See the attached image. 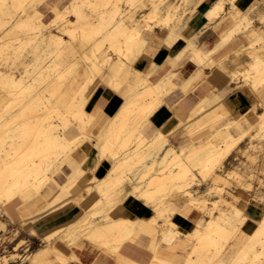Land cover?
I'll return each instance as SVG.
<instances>
[{
  "label": "rangeland",
  "instance_id": "obj_1",
  "mask_svg": "<svg viewBox=\"0 0 264 264\" xmlns=\"http://www.w3.org/2000/svg\"><path fill=\"white\" fill-rule=\"evenodd\" d=\"M167 1L169 3H174L173 11L175 12L173 16L166 20V18L164 19L161 17V14H154L152 11L153 7L147 0H20V2L19 0H0V71L8 75L11 74L14 79L17 78L16 83L3 85L0 83V126L6 123V121L9 122L12 120V116L14 114L17 115L18 112L23 109H27V112H36V104H40L39 101H35L38 96H46V98L43 99L44 102L50 99L56 101L55 103L62 107L63 104L59 102V99L63 95L62 92L68 89L72 94H76L78 89L82 87V84L86 83V77L91 76V73L88 72V66L90 61L94 59V55L104 50H107L108 52H106L110 55L114 53L113 47L115 46L111 47V41H109L105 35L121 18L128 20L130 17H134L138 19L139 25L152 26L149 30H155L158 27L170 37H182L181 35H177V33H172V31L175 30L174 27H181L183 23L185 24L187 16H191L197 8L205 5V3H203L204 0H165V2ZM236 3L237 0L224 1V10L218 16H222V22L218 27L226 23L223 19L231 14V26L238 22L237 24H239L243 31H241V34H233L232 38L238 37L234 43L236 47H231L230 44L219 49L214 55V58L218 60H214L210 66L216 65L225 71L230 70L229 66L237 67L238 70L233 74V78L240 81L242 87L249 90L255 96L256 103H254L251 108L240 112L242 115L239 117H235L237 113L231 112L229 114L224 110L220 112L215 110L210 116H207L206 114L209 111L203 108L201 112L204 114H201L200 117H192L194 121L196 119L202 120L197 121L193 125L184 126L190 141L187 144L189 147H185L183 151L181 148V151L183 154H190L191 150H195L210 142H213V147L218 149H221V147L226 148L230 145L232 146L233 137L227 135L229 133H219L218 130L225 128L223 124L228 118L235 117L234 119H239L238 122H240L241 125L237 127V129L232 128L231 132L234 136L242 137L243 140L240 146H238L239 144L233 146L231 153L237 151L236 153L241 155V157L238 158L240 161L230 172L228 171L230 168L227 165L225 166V159L221 165H217V168L215 167V169H213L216 174L210 171V174H207L209 176L213 175L210 177L207 175L206 178H204V174L196 168L194 172L197 176L191 180L190 187V190L194 194L193 199L195 201L193 203L186 201V196H177L172 197V208H170V212L161 213L154 210L152 204H147V206L150 207L153 215L155 214L156 218H158L157 222L159 224H164V219L171 216L172 220L179 224V228L183 232L193 229L201 218L205 220L210 219V215L197 209L196 205H203L207 210L213 208V213L215 215H220L233 205L237 206L241 208V214L247 218L245 225L246 222L249 221V215L245 209L246 206H248V208H254L257 210L258 219L248 222L249 224L243 226L242 229V226L238 225L240 221L234 217L235 219L233 221L235 222H233V224L235 223V225L232 226L233 228H229L230 236L226 238L223 237V239L220 238L222 240L217 238L220 242L217 246L219 248L213 247V253L222 252L219 253L221 256L219 255L215 258L219 261L214 259L211 264H221L223 259H226L225 264H264V236H262L261 233H259L260 236H258L257 233L260 226L259 222L264 215V80L261 79V72L252 69L253 67L249 65L252 62H256L258 58L264 57L263 50L257 51L252 49V47L259 48L264 43V0H257L253 4L254 13L250 16L243 14L242 11L237 8L238 5ZM228 4L231 9L225 13V8ZM161 10L162 14H164L165 9L162 8ZM243 15L246 16V21L250 23L247 27V24L240 20V17ZM212 17L213 16H210V14L207 17L209 22H214L218 18L212 19ZM128 23L129 22H127V24ZM64 26L67 27V33H62L65 38L64 43L60 46H47V39L45 40L47 34L51 31L58 33L59 29ZM231 26L227 29L228 31ZM251 28L254 32L249 34L248 32ZM142 29H144V27ZM227 30L224 32H227ZM147 31H145V33ZM216 31H218V28H216ZM224 32H221L220 39ZM245 33L248 34L244 36ZM87 34L91 35V41H86L87 39L85 36ZM260 35H263L262 40L255 41L258 40ZM162 37V32L156 29L154 38L160 40ZM242 39H244L243 42L241 41ZM123 42L122 40L121 44H123ZM243 45L247 46L246 48L248 49ZM198 46L209 49V47L201 45L199 40ZM213 47H215V45ZM144 55H146V52L138 56L134 61L135 66H137V61L142 59ZM246 61L250 62L247 63ZM52 66L54 67L51 69L50 67ZM77 67L79 69H77ZM53 69L57 70H54V72L52 71ZM82 69H86L88 73L86 77L78 76L76 71ZM248 69L251 72L250 75H248ZM141 73L145 72L142 71ZM138 74L140 73L132 68L127 78L123 75L118 76V74L110 70L109 63H100L99 70L91 77L93 79L92 82H95L93 85L94 87L90 86V89L86 93V96H90L86 105V112L89 115L86 117L89 119L91 118L90 123L84 130L86 135H83L82 130L75 125L77 120L74 114L67 115L69 124L66 137L71 140L70 142H73V145L77 144L76 149L79 150L83 148L87 150L85 152L86 161L81 170L82 175L79 178V182L74 188L71 187L68 191L71 197L75 196L79 188L85 184L90 181L95 182L96 180V182H99L106 176L105 174L103 177L99 178L93 175L91 179L87 177L89 172L94 173L102 165L100 162L102 157H99L102 154L99 152V148L94 146V144L98 142H104L99 136H101L107 126L106 124L102 127L96 126V120L98 118L97 112L101 111V109L96 107L95 102L99 90L102 87L109 88L115 93L120 94L125 101L123 95L126 89L136 85V82H138ZM100 78V82L96 83ZM147 82L153 83V81L150 80ZM115 84L118 85V87ZM139 86L140 85L135 87V89H133L134 91L132 90V94H136L137 91L142 90L144 87V85H141L140 88H138ZM91 91H93L92 94ZM78 101L79 99H76V102ZM61 110L64 111L63 108H60V111ZM51 113L52 115L54 114L53 111H51ZM110 117H112V115H110L109 118ZM17 120L15 125H13L12 131L8 135H2V140H5V146H9L11 141L15 143L22 140L24 129L39 125L38 120L35 118L29 119L20 117ZM143 120L144 119L141 121ZM138 126L140 130L138 128L139 131H136V134L144 137L146 140L145 142L151 140L157 133L156 130L152 135H148L147 131L150 127V120L143 121V123H139ZM222 134H225V137H223ZM134 137L135 140H138L137 136H133L132 138ZM133 145L134 144L131 146ZM1 149L3 148L0 147V150ZM72 154V158L76 156L75 153L72 152ZM93 155L95 156L93 157ZM105 155L109 156L108 152H106ZM51 160L52 158L48 159L49 162H51ZM37 161L39 162L40 158ZM65 162L66 160L53 163L49 170H44L46 165L43 164L44 169L42 166L43 170L36 173V176H32L25 171L20 174L23 178L29 175L30 182L25 187L14 188L16 197L19 196L21 192L26 191V194L34 199L28 201V203L20 199L14 202V205H17V211L20 217L19 222L15 223L9 220L3 212V203H0V226L2 221L6 224L4 230L0 227L2 229H0V264H20L23 261L28 263L27 258L32 254L34 247L30 242L25 243L21 240L23 241V247L20 246L18 250H14L19 242V238H23L25 233L30 234L27 231L21 230L20 222L25 215L35 213V211L42 207L47 209L57 196L63 200L64 189H61V186L68 183L69 176L73 172L69 164H65ZM94 177L96 179H93ZM236 187H241L244 191H247L248 197L244 198L242 195L235 196L233 194V189L236 190ZM111 189H113V186H111L108 191L110 192ZM129 190H133V187L131 184L127 183L123 186L122 193H119V188L111 191L112 197L115 198L114 201H118L116 202L118 205H114L115 208L109 210L112 217L127 216L123 214V211L128 208L126 204L130 197L143 200L144 197L142 196L141 198V196L138 195L129 194L127 197L128 194L125 192H130ZM164 198L165 202L169 200L170 197L167 196ZM86 201L87 199L82 200L81 204L73 201L70 203L80 208V212H83V209L87 208ZM88 201H90V199H88ZM120 201L123 202L121 203ZM143 201L146 202L147 199L144 198ZM163 207H166V204ZM58 208L57 206V209ZM161 215L163 216L161 217ZM84 219H81L82 221L80 222H84ZM181 220L185 221L184 225H181ZM236 222L238 223L236 224ZM161 227L162 226H159L158 229L160 230ZM139 230L140 229H138V231ZM254 230L257 234L254 233ZM138 231H136L137 236L132 234L130 239L125 241L122 247L118 249L124 257L127 256L124 254V251L134 245L146 247L145 249H149V251L151 250L152 232L149 231L151 234L149 235L143 228H141L140 232ZM243 233H245L244 237ZM252 233L254 235H252ZM250 234L252 235L251 237L256 238H254L255 241L260 240L255 244L256 249L254 254L246 257L244 253L246 252V247L244 248L242 244L237 241L238 238L243 237L245 242L250 244L252 242H248ZM157 238H161V235L158 234ZM255 241L253 243H255ZM79 243L80 246H83H78V249H83L85 246L92 247L97 251L106 253L107 256L115 260L113 254L109 253L105 248L97 246V244L90 243L84 238L81 239ZM56 244L57 243H55L54 246H56ZM194 245H196V241L186 236L184 237V235H181L177 241L172 243L167 244V242L161 241L160 246L162 248L156 255L154 262H156L155 264H188V257L196 259V254L192 253V246ZM71 248L74 251L77 249V247ZM150 252L153 253V251ZM13 253L17 255L12 257L11 255ZM74 254L73 257H71V261H77L75 259H78ZM161 259H163L165 263H162L163 260ZM71 261H69L68 264H70ZM31 262L32 260L30 259L28 264ZM26 263L23 262V264Z\"/></svg>",
  "mask_w": 264,
  "mask_h": 264
},
{
  "label": "bare ground",
  "instance_id": "obj_2",
  "mask_svg": "<svg viewBox=\"0 0 264 264\" xmlns=\"http://www.w3.org/2000/svg\"><path fill=\"white\" fill-rule=\"evenodd\" d=\"M224 1L225 0H218L205 13V17H208L210 14V16H213L212 19H216L224 10ZM147 2L152 5V11L154 14H161V17L164 19L166 18V20L174 15L175 11H173V2L169 3L168 1L165 2V0H147ZM162 8L165 9L164 14H162ZM240 18V20L247 24L246 27L250 25V23L246 21L247 18L245 15ZM127 22L129 23L127 24ZM237 23L238 22L234 23L228 32L222 34L221 44L232 39L234 33L241 34V31L243 30ZM143 27L144 29H142ZM151 27L152 26L150 25H139L138 19H135L134 17H130L128 20L121 18L116 25H113V27L109 29L108 32L106 31L107 33L105 35L106 38L111 41V47L115 46L113 47L114 53L110 55L107 53V50V52L104 50L94 55V59L90 61L88 66V72L91 73V76L86 77V83L82 84V87L78 89L76 94H72L65 88L66 90L62 92L63 95L59 99V102L63 104V106L61 104L62 107L57 105L55 103L56 101L50 99L44 102L43 99H45L46 96H38L35 101H39L40 104H36V112H27V109H23L22 111H19L17 115L13 113L15 116H12V120L9 122L6 121V123L0 126V147L3 148L0 150V203H3V210L8 213L6 207L12 205L17 199H20L25 203L34 199L28 196L26 191L21 192L19 196L16 197L14 188L25 187L30 182L29 175L24 178L20 176L23 171L32 176H36V173H39L40 170L44 169L43 164L46 165L44 170H49L53 163L64 160H66V162L69 161L72 152L74 153L75 150H77V144L73 145V142H70L71 140L66 137L69 124L67 115L74 114V117L77 120L75 125L82 130V134L84 135V130L90 123L91 119L86 117L89 115L86 112V105L90 98V96H86V93L90 89L89 87L95 84V82H92L93 79L91 77L99 70L100 63H109V68L113 73L118 74V76L123 75L125 78L128 77L132 68L140 73L137 75L138 83L136 85H144V87L142 86L143 89L141 88L142 90L137 91L136 94H132V90L137 87L136 85L126 89V92L123 95L125 97L124 103L114 116L112 115V117L109 118L106 129L102 132L101 136H99L104 142L101 141V143L98 142L97 144H94L95 147L99 148L98 150L102 154L99 156L102 157L100 162L103 164L104 160L109 161L110 166L106 176H104L99 182H96L97 180L95 182L92 181L93 183L90 181L79 188L75 196L71 197V194H69L68 191L71 187L74 188L78 184L79 178L82 175L81 170L86 161L84 160L80 163L73 160L70 165L72 166L73 172L69 176V181L67 184L61 186V189H64L63 200L57 196L54 198L53 203L51 204L52 206L50 205L47 209L42 207L35 211V213L23 216L20 222V227L26 231L29 230L31 233H34V226L37 224L38 220L54 214L61 209L73 208L74 205L70 203L72 201L81 204L82 200L87 199V208H84V211L80 212V216H77L69 224L44 237L43 241L46 245L41 251V256L50 252L60 264H68L72 258L60 254L54 247L55 243H57L58 239H61L65 241L69 247H78L80 246V240L84 238L90 243L97 244V246L105 248L109 253L113 254L116 264H136L127 257H124L118 249L122 247L125 241L130 239L132 234L136 236V231L140 229L138 231L140 232L143 225H145L146 230L152 232L150 251H153V253L151 252L153 256L149 264L156 263L154 262V259L162 248L160 246L161 241L167 242V244L172 243L177 241L181 235L196 241V245L192 248V253L196 254V259L187 256L188 264H211V262L220 255L219 253L222 252L213 253L214 250H212V248H219L217 246L220 242L217 238L223 239V237L226 238L230 236L229 228L235 225V223L233 224V222H235L233 220L235 218L238 219L240 223L236 222V224L238 223V225H241L242 229L243 226H245L247 218L241 214V208L234 205L220 215H215L213 213V208L207 210L203 205H196L197 209L209 214L210 219H199L193 229L186 230L185 232L180 230L179 224L173 221L171 216L164 219V224H159L157 222L158 218H156L155 214H152L146 222H143L142 220L114 218L111 216L109 210L115 208L114 205H118V203H116L118 201H114L115 198L112 197L111 191L119 188V193H122L123 186L127 183L131 184L133 187V190H129L130 192H125L128 194L127 197L129 194L138 195L141 196V198L143 196L147 199L146 202L148 204L153 205L152 208H154V210L161 213L170 210L171 207L168 205L163 207L165 206L164 197H169L172 194H183L189 198L191 203H193L195 201L193 199L194 194L190 190V187L191 180L197 176L194 172L195 169L197 168L200 170V172L204 174V178H206L208 175L207 173L210 171H212V173L215 172L213 169H215V167L217 168V165H221L231 154L233 146L235 144H240L243 140L242 137L234 136L231 132L232 128L237 129V127L241 125V123L238 122L239 119H234L235 117L242 115L240 112L237 113L234 118H228L225 123V128L218 131L219 133H229L227 135L233 137L232 146L230 145L226 148H214L213 142H210L209 144L202 145L195 150H191L190 154H183L182 151L185 148H182V151L177 152L176 149L170 145L167 135H164L160 131L147 142H145L146 140L144 137L136 134V131L140 130L138 126L139 123L141 124L143 121H148L151 115L163 103H166L165 96L171 91L168 85L170 88L174 87L169 78H163L160 81L153 83L147 82L149 80L151 81V75L155 73L157 66H152L151 69L145 73H141V71L134 67V61L146 51L147 40L145 39V31L149 30ZM174 28L175 30L172 31V33H178V26H175ZM253 32L254 31L251 28L248 33L251 34ZM62 33H67L66 26L59 29L58 33L52 31L49 32L45 37V40L47 39V46H60L63 44L65 38ZM247 34L245 33L244 36ZM262 36L263 35H260L258 40L255 41H261L263 38ZM85 38L87 39L86 41L92 40L91 35L88 34ZM122 40L124 41L123 44H121ZM246 47L247 46H245V48ZM252 49L264 51V43L259 48L252 47ZM195 52L196 60H200V63L207 59V55H204L200 50ZM249 65L253 67L252 69L261 72V79L264 80V57L258 58L256 62H252ZM53 67L54 66L50 68L52 69ZM77 69L79 68L77 67ZM54 70L55 69L52 71ZM247 71L248 75H250V70L248 69ZM76 72L78 76L81 75V71L78 70ZM83 74L87 75L88 73L85 72L82 73V75ZM16 79H14L11 74L8 75L7 73H2L0 71V83L2 85L16 83ZM100 80L101 78L96 83L100 82ZM116 86L118 87V85ZM140 86L138 88H140ZM92 92L93 91H91V94ZM76 99H79V101L76 102ZM60 108H63L64 111H60ZM51 111L54 112L53 115ZM20 117L29 119L35 118L38 120L39 125H36L33 128L24 129L22 140L15 143L11 141L9 146H5V140H2V135H8L12 131L13 125H15V122H17V119ZM142 119L144 120L141 121ZM176 129L178 130V127ZM225 134H222V136L225 137ZM133 136H137L138 140H135V137L132 138ZM132 144L134 145L131 146ZM106 152H108L109 156L105 155ZM39 158L40 161L38 162L37 160ZM50 158H52L51 162L48 161ZM93 179L96 178L94 177ZM111 186H113V189L109 192L108 190H110ZM88 199H90V201H88ZM57 206L59 207L58 209ZM162 216L163 215H161V217ZM81 219H84L85 221L80 222L82 221ZM259 224L258 231L256 230L258 236H260L259 233L264 236V215ZM181 225L184 224L182 223ZM159 226H162L160 230L158 229ZM0 227L4 230L5 226L2 223ZM158 234L161 235V238H157ZM252 235L254 234L252 233ZM252 235L250 234V239L248 241L252 242L250 244L245 243L243 246L244 248L246 247V252H244L246 257L254 254L256 249L255 244L260 240L255 241V237H251ZM253 240L255 243H253ZM33 259L34 258L31 257L32 261H34ZM75 260L79 261V259ZM163 262L164 260L162 263ZM21 264H23V262ZM221 264H225V262L222 260Z\"/></svg>",
  "mask_w": 264,
  "mask_h": 264
},
{
  "label": "crops",
  "instance_id": "obj_3",
  "mask_svg": "<svg viewBox=\"0 0 264 264\" xmlns=\"http://www.w3.org/2000/svg\"><path fill=\"white\" fill-rule=\"evenodd\" d=\"M216 1L217 0H204L203 3H205V5L197 8L191 16H187L185 24L183 23L181 27H178L177 35H181L182 37H170L157 27L156 29H159L163 36L159 40L158 38H154L156 29L147 31L145 33V35H147L145 36V39L147 40L146 55H144L142 59H139L137 61L138 63L136 62L137 66L134 65V67L141 72L149 71L152 66H157L155 73L151 75V81L158 82L163 78H169L174 85L173 88H170L168 85L171 91L165 97L166 103L161 105L151 115L149 119L150 127L147 133L148 135H152L154 131L157 130V133L160 131L164 135H167L170 145H172L177 152H180L181 148L189 147L187 144L190 140L184 126L193 125L197 121L202 120L196 119L194 121L192 117H200L201 114H204L201 112L203 108L208 109L209 112H207L206 115L210 116L215 110H218L219 112L224 110L229 114L231 112L239 113L251 108L254 103H256L255 96L249 90L244 89L240 81L233 78V74L238 70L237 67L229 66L230 70L225 71L216 65L210 66L214 60H218L214 58V55L219 49L230 44L231 47H236L234 43L238 39V37H234L226 43L221 44V32L226 31L231 26V16H227L223 19L226 23H223L221 27L218 26L222 22V16L218 17L214 22H209L207 16L205 17V13L215 4ZM256 1L257 0H237V8L242 11L243 14L250 16L254 13L253 4ZM229 9H231V7H229L228 4L225 8V13ZM216 28H218V31H216ZM198 40L201 45L207 46L209 49L198 46ZM241 41L243 42L244 39ZM214 45L215 47H213ZM198 50L204 55H207V59L203 60L202 63H200V60H196L195 51ZM246 62L249 63L250 61ZM80 71L81 75H79V77H86V75H82L83 72H86V69ZM137 83L138 82H136V84ZM95 102L96 107L101 109L100 112H97L98 118L96 120V126L102 127L105 124L107 125L109 116L119 110L124 100L120 94L115 93L109 88L102 87L97 94ZM192 121L194 122L191 123ZM225 123L223 126H225ZM177 127L178 130L176 129ZM241 143L242 142H240V144ZM240 144L238 146H240ZM86 151L87 150L83 148L75 150L74 153L76 156L73 158L71 156L70 160L65 164H69L70 166L73 160L82 163L86 160ZM236 152L237 151H233L225 160V166L227 165L230 168V170H228L230 172L240 161L238 158H240L241 155H238ZM94 156L95 155H93V157ZM109 166V161L105 160L97 171L94 173L89 172L87 174L88 179H91L93 175H96L99 178L103 177L107 173ZM70 167L72 168V166ZM236 188V190L233 189V194L235 196L242 195L244 198L248 197L247 191H244L241 187ZM177 196L185 197L181 194H172L169 196L171 199L169 198V200H166L165 204L172 208V197ZM185 198V200L190 203L189 198ZM147 204V202H144L141 199L130 197L126 204L128 208L123 211V214L127 216L117 218L142 220L143 222H146L153 214ZM6 209L8 213L4 210L3 212L9 220L11 219V221L15 223L20 221L17 205H14L13 203L12 205L7 206ZM245 209L249 215V221H247V224H249L248 222L258 219L259 216L256 209L248 208V206H246ZM80 211V208L74 206L73 208L61 209L54 214L38 220L37 224L34 226L35 232L31 233L27 230L31 235L25 233L23 238H19V242L14 249L17 248L16 250H18L20 246L23 247V241L25 243L30 242L34 247L32 254L27 258L28 263L30 262L31 257H33L34 261L30 264H54L55 262V264H60L57 263L58 261L50 252L43 254L42 256L40 255L46 245L43 239L46 235H49L55 230L72 222V220L79 215ZM2 223L6 227L5 222L2 221L1 224ZM181 223L184 224L185 221L181 220ZM142 228L146 233L151 235L149 231L146 230L145 225H143ZM21 230L26 231L22 228ZM244 235L245 233H243V237ZM243 237L238 238L237 241L242 244V246L246 243ZM54 247L63 256L71 258L75 253L74 255L78 257L79 261H71L70 264H116V261L107 256L106 253L97 251L92 247L85 246L83 249H78L79 247H77L74 251L61 239L57 240V244ZM145 248L146 247L134 245L124 251V254L130 257L128 258L126 256L136 264H149L152 258V253ZM14 255L17 254L14 253L11 256ZM223 261L225 262L226 259H223ZM23 262L26 263V261Z\"/></svg>",
  "mask_w": 264,
  "mask_h": 264
},
{
  "label": "built area",
  "instance_id": "obj_4",
  "mask_svg": "<svg viewBox=\"0 0 264 264\" xmlns=\"http://www.w3.org/2000/svg\"><path fill=\"white\" fill-rule=\"evenodd\" d=\"M29 249H30V248H29ZM29 249H28V250H29Z\"/></svg>",
  "mask_w": 264,
  "mask_h": 264
}]
</instances>
